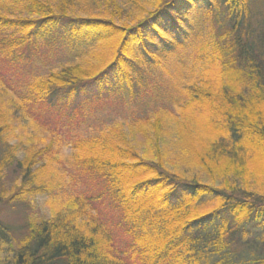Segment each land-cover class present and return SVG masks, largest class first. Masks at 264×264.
I'll use <instances>...</instances> for the list:
<instances>
[{"label":"trees","instance_id":"trees-1","mask_svg":"<svg viewBox=\"0 0 264 264\" xmlns=\"http://www.w3.org/2000/svg\"><path fill=\"white\" fill-rule=\"evenodd\" d=\"M15 1L0 7V204L50 195L60 173L62 191L67 165L85 187L53 196L47 219L24 216L19 234L0 219V264H264V190L238 177L264 176L246 167L264 159V0ZM185 47L198 74L184 97L154 85L140 103ZM52 55L62 62L28 75ZM129 102L119 122L76 133ZM18 126L42 144L21 159ZM124 127L155 151L140 154ZM7 170L20 178L9 189Z\"/></svg>","mask_w":264,"mask_h":264},{"label":"rangeland","instance_id":"rangeland-1","mask_svg":"<svg viewBox=\"0 0 264 264\" xmlns=\"http://www.w3.org/2000/svg\"><path fill=\"white\" fill-rule=\"evenodd\" d=\"M118 1H125V0H118ZM138 2L140 4L143 2V0H137V3ZM16 5H17V2L15 0H0V7H3V8L9 7L17 11V8H15ZM130 9L132 10V8ZM186 49L187 47L184 48V50ZM64 53L65 52H63V54ZM194 56L195 55H192V48H188L181 56V59H182L181 63L178 62V58H175L169 61L167 63V68H164L162 71L159 70V73H160L159 76H153V78H151L152 85L148 90V94L150 95L147 94L145 96H142L143 99L140 100L139 102L142 103L144 100L151 97L150 89L154 85H157L160 90L165 89V87L175 88L176 91L174 92V95L178 97V99H182L184 95L181 92L180 87L184 83H187L188 81L193 80L198 74L195 69L187 68L189 67L187 66V64L196 65L194 61ZM60 59H61L60 56L56 57V55H52L48 63H40L39 61L37 62L32 61L33 64L28 69H31L33 67V69H36V72L28 74V75H32L35 73H37V75L41 74L45 72V70L48 69L50 66L52 67V66H57L58 64H60L62 62L60 61ZM197 67L200 68V64ZM9 72L13 76H22L21 75L22 73L12 68L10 69ZM25 72H27V70ZM158 84H161L162 86ZM145 91L146 90H144L143 93H145ZM145 104L150 106L152 104V101H147ZM170 104L171 103L166 104V105L169 106ZM127 106L135 108L134 102H129L127 104L125 103L119 106H115L112 104H109V105L104 104L102 111L97 113L94 117L90 118L87 122L81 124L78 127L79 129L76 131V133L80 136H91L93 134H97V131L99 132L100 130H102L105 126H107V124L109 123L113 124V123L119 122L121 118L120 114L121 113L125 114L124 110L128 109ZM160 121H166L165 125H161L160 123L159 129H161L162 131L161 137L165 139L167 143L170 142L171 144L173 141V138L174 140H178L180 138L179 134L177 135L178 132L176 133L174 131L171 134V124L173 122L171 117L164 116V118ZM74 129L76 128L71 129V131ZM14 130L15 132L13 135L15 136H13V138L10 140V145L17 144V140L21 141L22 146L21 147L18 146V150H17V157L19 159L23 157V150L27 149L26 142L28 143V145H34L35 147L42 145L41 143H34L37 140H41L40 136H38L37 134L31 133L30 135H27L26 133H24L22 126L21 127L18 126ZM124 130L126 133H129V136H130L131 131H129L128 129H125V127H124ZM168 133H170L171 135ZM130 139L133 141L134 145L136 144L135 146L133 145V147H135V149L142 155L149 154L151 149L155 151V148L153 149V148H150V146H148V144L140 136L137 130H135L134 136H130ZM168 147H166L162 152L163 154H165V151H166L168 156L171 157L172 149L170 146ZM54 152L57 154H63V151L60 150L58 145L55 146ZM194 152L195 151L193 150L188 155V157L191 156ZM187 161H188L187 162L188 164L187 163L186 164L188 166L193 165L191 166V169L195 171L197 167L195 166L196 164L192 161V158H188ZM67 166L68 168L66 169V174L69 178L73 180V183H71L68 187L63 188L62 191H61L62 186H60V179L62 177V174L60 173L61 175L60 174L57 175V180L52 182V184L54 185L56 184V188L52 191L50 195L44 194V193H34L30 195H24V201L22 202L21 206L15 205L14 207H11L9 206L11 204L7 205L3 202L0 204V219L4 221L6 225L10 227L11 230L14 229L15 234H19L22 224L24 222V216H28V218H33V219H36V218L47 219L50 217V214L53 212V210H59L57 209L59 208L58 202L52 200L53 196L57 195L58 193H59L58 196H61V194H65V193H70V195L77 194L79 193L82 187H85L83 183L80 182V179L75 178L73 167L69 165ZM246 167L250 171L262 172L264 171V159H258L257 161L248 162L246 164ZM238 177H239V183L242 182L241 184L245 186H253L256 189H258L257 187H260L259 190L261 189L264 190V176L254 175V174H251L249 171H247V173L242 174L241 177L240 176ZM217 178L229 184H230V181H232L233 183L235 179L231 176L217 177ZM19 181H20V178L15 172H13L12 170H7V172L5 173L4 181H2V183L4 187L9 189L10 187H14L15 184L16 185L19 184ZM48 198L52 202L48 201ZM261 233L264 234V229L262 230V232H260V234Z\"/></svg>","mask_w":264,"mask_h":264}]
</instances>
